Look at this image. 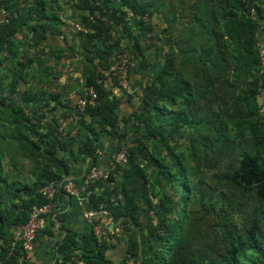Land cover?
<instances>
[{"label": "trees", "instance_id": "16d2710c", "mask_svg": "<svg viewBox=\"0 0 264 264\" xmlns=\"http://www.w3.org/2000/svg\"><path fill=\"white\" fill-rule=\"evenodd\" d=\"M1 8L12 18L0 26V264H25L15 232L47 202L42 188L79 161L81 177L103 169L101 153L123 148L127 163L86 196L123 227L125 257L111 261L114 235L100 240L91 225L86 235L65 232L56 264H264V0H0ZM130 11L149 20L130 24ZM71 19L91 31L74 33ZM150 50L162 63L121 118L130 98L114 77L104 86L105 72L125 52L151 66ZM64 60L98 95L65 134L56 116H68L66 90L81 80L60 82ZM59 220L55 210L44 215L40 231Z\"/></svg>", "mask_w": 264, "mask_h": 264}, {"label": "built area", "instance_id": "2783aa9c", "mask_svg": "<svg viewBox=\"0 0 264 264\" xmlns=\"http://www.w3.org/2000/svg\"><path fill=\"white\" fill-rule=\"evenodd\" d=\"M99 17V12H96ZM10 11L1 8L0 9V26L8 24L11 21ZM90 20H94V16L90 15ZM128 20L130 24L134 20H142L147 22L149 20L148 16H142L141 14H135L130 11L128 14ZM69 26L74 32L88 33L91 31L89 27L83 24L80 20H69ZM62 39L64 37H61ZM262 54L264 55V50L262 49ZM132 55L125 52L119 55L116 61L113 63L112 67L105 72L106 80L103 82L104 86L107 88L109 83L112 81L113 77L119 83V87L124 90L129 88V77L130 72L133 67ZM81 80V86L78 88L67 89L65 93V99L63 102L67 105L69 109L68 116L62 118L60 117V131L65 134V129L67 130L70 126L77 124L80 118H86L87 109L89 106H96L98 95L93 86H84L83 78ZM102 82V81H101ZM72 135H76V130L72 131ZM127 163V152L123 148L118 151L112 157V170L115 164L125 165ZM104 170L97 166H92L90 169L85 168L84 175L80 178L81 183L76 182V178L72 176H66L62 181H52L44 188L41 189L43 197L47 202L40 208H35L31 214L29 222L19 227L15 232V240L20 243L23 250L28 254L34 250L36 246V238L43 225V216L53 212L55 200L57 195L65 194L68 197H75L81 204L84 200H87V193L90 183L96 181L97 179L107 180L109 178V171ZM88 201V200H87ZM116 203L115 199H112ZM86 218L90 221V224L94 228V233L97 234L100 240L103 236L110 238V235L121 236L124 233L123 227L115 221V217L111 211L103 208L96 210H88L85 212ZM15 245V244H14Z\"/></svg>", "mask_w": 264, "mask_h": 264}, {"label": "crops", "instance_id": "0c3cea01", "mask_svg": "<svg viewBox=\"0 0 264 264\" xmlns=\"http://www.w3.org/2000/svg\"><path fill=\"white\" fill-rule=\"evenodd\" d=\"M61 38V37H60ZM58 40L59 44L63 41ZM147 59L152 63L151 66L147 64L142 65V60L134 61L133 71L130 72V81L129 88L126 91L124 99L119 110L118 114L121 118L128 119L129 116L136 110L138 104V94L142 92V88L148 82L151 76L155 74V70L161 65L162 60L158 58V54L155 53V50H150L147 54ZM141 60V61H140ZM74 60L62 61V65L65 64L66 68L64 70L70 71ZM68 68V70H67ZM81 76L80 72H72L70 76L63 77L60 79L62 84H74V79ZM65 78V79H64ZM119 91V90H118ZM117 91V92H118ZM124 92V91H122ZM125 93V92H124ZM128 95V96H127ZM127 96V97H126ZM61 113L57 114L56 117H61ZM130 121L127 124L129 126V135L134 136L136 131L135 127H132ZM120 128L125 130V124L121 123ZM111 153H108L107 150H104L98 159V164L103 169L110 170L112 167V156ZM85 164L82 161L75 163V173L70 176L75 177L79 182H81V174ZM55 214L60 218L58 224L55 228L48 229L47 227L40 231L36 246L34 250L27 254L25 264H56L57 255L55 253L57 243L62 240L63 235L67 230H72L80 235H86L91 233V224L90 221L86 218L85 212L89 209V202L84 200L82 204L75 197H68L65 194H59L56 198L54 205ZM126 238L124 233L121 236H113L110 240L112 245L107 251L108 258L117 263L125 257V252L127 250Z\"/></svg>", "mask_w": 264, "mask_h": 264}, {"label": "rangeland", "instance_id": "374dc122", "mask_svg": "<svg viewBox=\"0 0 264 264\" xmlns=\"http://www.w3.org/2000/svg\"><path fill=\"white\" fill-rule=\"evenodd\" d=\"M72 37V36H71ZM70 67H72L71 69H70V71H64L65 73H64V76L63 77H67V76H70V74H72V72L73 71H79L78 70V67L76 66V64H72V66H70ZM67 70H68V68H67ZM6 75H8V72H6ZM78 78H82L81 76H79ZM65 79V78H64Z\"/></svg>", "mask_w": 264, "mask_h": 264}, {"label": "clouds", "instance_id": "9594fccd", "mask_svg": "<svg viewBox=\"0 0 264 264\" xmlns=\"http://www.w3.org/2000/svg\"><path fill=\"white\" fill-rule=\"evenodd\" d=\"M75 33V32H74Z\"/></svg>", "mask_w": 264, "mask_h": 264}]
</instances>
